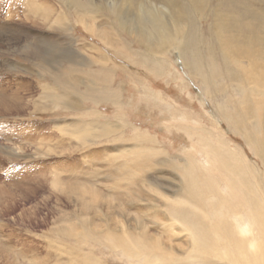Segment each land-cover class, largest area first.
I'll return each mask as SVG.
<instances>
[{
    "label": "rangeland",
    "instance_id": "1",
    "mask_svg": "<svg viewBox=\"0 0 264 264\" xmlns=\"http://www.w3.org/2000/svg\"><path fill=\"white\" fill-rule=\"evenodd\" d=\"M28 1L0 0V264H264V235L258 252L239 250V213L218 204L199 165L208 156L231 170L229 147L258 164L238 173L249 201L239 209L264 227L259 146L207 114L245 109V134L261 128L252 108L237 106L244 92L229 90L236 81L227 84L218 59L203 77L190 73L133 16L117 15L119 0H39L42 11ZM199 19L195 49L205 56L219 46L208 39L209 19ZM180 117L199 121L200 134ZM212 127L223 141L206 134Z\"/></svg>",
    "mask_w": 264,
    "mask_h": 264
},
{
    "label": "bare ground",
    "instance_id": "2",
    "mask_svg": "<svg viewBox=\"0 0 264 264\" xmlns=\"http://www.w3.org/2000/svg\"><path fill=\"white\" fill-rule=\"evenodd\" d=\"M210 1L211 0H119L118 6L116 9V13L123 20L125 17L129 18L130 15L133 16V20L132 19L131 20H132V23L135 24L134 25L135 28L137 30H139L141 32V34L143 36H145V38L148 41H155L154 43H157L156 47L162 46V45H168V47H170L172 50L177 51L176 52V53H178L177 58L181 59V62H183L182 60H185L187 62L186 65H188V67L190 69V73H193L195 75L197 74V75L203 77L202 70L205 67V66L203 67V65H206L205 63L207 61H213L215 59L216 60L218 59L219 62L216 61L217 64H212V63H210V64H212L216 68L221 67L225 70V72L228 76V79H229V80H227L228 81L227 84L230 83V80L236 81L235 89L231 88L229 90H231V92L234 94H237L238 92L239 93L244 92L243 93L244 99L243 100L241 99L240 101H238L237 106L240 107L243 105L244 106L247 105L249 108H252L254 114H256V119L257 118L259 119V123L261 124V128L263 129V131L261 130L260 125L258 124L259 128H260L258 131L259 132L262 131L261 133H259L258 131H253L251 133L252 136L249 134H245L247 129L243 128L244 123L242 126V122L246 120L245 109H241V110L239 109V111H235L233 113H228V112H224V111H221V113L210 111L207 114H209L211 119L215 123L217 122V124H219L220 121L224 120L225 122H227V124L229 126L228 128L234 127L236 133H241L243 135V139L247 145H249L251 142V145L254 143V144H256V146H259L260 154L258 152H256V150H254L255 148L253 149V151H254L253 154L255 157L258 158V162H260V165H261L260 168L262 169V171H264V0H217L215 3L217 5L215 7L209 6ZM28 4H29V8L32 7V9L36 10V11L37 10L42 11L43 7L46 8V6H47L42 1H39V0H37V1L36 0H29ZM82 12H84V11H82ZM88 15H90V13ZM85 17H87V16L85 15ZM58 18H57V21L59 22L60 18L59 19ZM199 18L209 19L208 39H209L211 44L216 42L217 45L219 46L218 51L212 50L209 53H207L205 56L202 55L201 50L200 51L198 50V48H202V46L200 47V46L196 45V47L198 46V48L195 49V44L197 43V41L202 40L201 37H200L201 38L200 40L198 37H196V30L199 27V22H200ZM57 23H56V25L59 24V23L58 24ZM104 28H105V26H104ZM132 28L133 27H131V29ZM199 30H200V27H199ZM205 31H207V29ZM139 35H140V33H139ZM203 52H204V50H203ZM164 53H165V51L162 54H164ZM72 54H74V53H72ZM208 64H209V62H208ZM207 68H206V70H207ZM209 69L212 70L213 68L209 67L208 70ZM255 69H257V74H255V72H254ZM187 70H188V68H187ZM219 70H218V72H219ZM206 72H208V71H206ZM221 72L222 71H220V74H221ZM205 73H204V75H205ZM212 73H213V71H212ZM210 74H211V71H210ZM222 74H224V73H222ZM212 77H214V76H212ZM215 77H217V76H215ZM218 77H220V76H218ZM224 77H225V75H224ZM224 77H223V79H224ZM211 79H213V78H211ZM211 79H210V81H211ZM214 80H213V82L215 83ZM219 80H221V79L217 80L218 83L221 82ZM200 82L202 83V80ZM206 82H207V80H206ZM223 84H225V83H223ZM208 85L210 86V83ZM206 86H207V84H206ZM214 87H216V85ZM227 89H228L227 86L224 85V87L220 88L219 90L226 91ZM211 90H209V92H212ZM204 92H205L204 95L208 94L207 91H204ZM210 94H213V93H210ZM210 94H209V96H210ZM219 94H221V93H219ZM228 94L229 93H227V95ZM243 94H242V96H243ZM214 96L216 97V95H214ZM232 99H234V97ZM238 99L239 98H237V100ZM235 102H236V100H235ZM93 103H97V102H93ZM223 103H224V100H223ZM226 104H228L227 100H226ZM225 105H222V107L221 106H219V107L223 108V106L225 107ZM224 109H227V108H224ZM236 109H238V108H236V104H235V107L233 108V110H236ZM215 114H216V116H215ZM179 120L187 122V124L190 127L189 128L190 130H191V128H193V129H195V132H198V133L202 130V128H200V127L198 128V125L200 123L198 124L199 121H197V120L192 121L187 117H180ZM251 122L253 123V121H251ZM190 123H192V125H190ZM235 125H236V127H235ZM253 125H255V124H253ZM219 131H221V129ZM188 132H190V131H188ZM193 133L194 132L192 131V135H193ZM189 134H191V133H189ZM199 134H197L198 137H199ZM206 134L209 136L213 135V137L218 138L220 141H223L222 138H224L226 136V133H221L220 135H218L217 131L213 127ZM242 135H241V137H242ZM200 138H202L201 135H200ZM193 144H195V143H193ZM190 147H191V145H190ZM248 147H250V145ZM221 148H222V146H221ZM148 152H149V150H148ZM227 152H228L229 158L232 162L231 163L232 164L231 170L229 167H227V166L225 167V165H223V163L219 164V166H216L215 165L216 163L213 162V160H211L212 158L209 159L208 156H205V158H203V162H201L199 165L201 168L204 169V171L207 172L206 177H209L211 179L213 178V180H214V181L213 180H210V181H213L215 183V186L214 185L213 186L216 187L217 192L216 191L215 192L217 194L216 199L218 200L217 201L218 204L222 202V199H224L227 201V202H223L226 207L228 206V207L232 208L233 210H237V212L239 213V214L235 213L236 215L233 216V220H232L233 224L235 225L234 234L237 233L239 241H240V244H238V245H240V247H241L240 249L237 248L236 250L238 251V249H239V250L243 251V249H245L244 251H246L247 253H255V252H258L259 246H260L259 242H261V238L264 235V230H263L264 227H261V218L262 217H260V215H258V213L257 214L255 213L256 217L253 215L254 213L251 215L248 213L245 216L241 215L242 213L239 209V206L241 208V206L242 207L245 206L246 203L248 204L249 201L246 200V203L243 202V200L246 199L244 196V194L246 193L244 186H246V184L243 185V183H245V182H243L244 180L241 181V178H239L238 173L239 174L241 173L243 175L244 173H247V170H249V168H251L254 171H257L258 170L257 168L259 166L256 163H253V164L250 163L247 160L246 156H244L242 149H239L237 147L236 148L229 147L227 149ZM189 153L195 154V155L201 154L200 157L202 156V150H197L194 147L190 148ZM150 154H151V152H150ZM195 157H197V156H195ZM212 163L214 166L212 165ZM234 170L237 172L233 173ZM183 171H182V173H183ZM251 171H248V173L249 172L251 173ZM185 174L187 175V173H185ZM241 174H240V177H242ZM258 175L264 177V175H262L260 173H258ZM183 176H185V175H183ZM250 178H251V176H250ZM253 178H256V177L254 176ZM206 180L209 181L208 179H206ZM257 180H256V182L259 183V181H257ZM209 185H210V183H209ZM259 185H257V187H259ZM255 186L256 185H253L252 187H255ZM198 187H200V186H198ZM249 187H251V186H249ZM252 190H253V188H252ZM255 190H256V188L254 189V193H255ZM260 190L261 189H259V193L262 194V191L260 192ZM244 191H245V193H244ZM215 192L213 191L214 194H215ZM248 192L253 194L252 193L253 191L251 192L250 188H249ZM211 193H212V190H211ZM250 193H249V195H251ZM256 194H258V193H255V195ZM215 197H216V195H215ZM255 197H257V196H255ZM255 197H254V199H255ZM248 198H250V197H248ZM256 199H258V198H256ZM250 200H251V198H250ZM212 201H213V199H212ZM219 201H221V202H219ZM256 202H258V200ZM256 202H255V204H256ZM244 203H245V205H242ZM252 203H254V202H252ZM211 204H212V202L210 203V206L212 208ZM213 204H214V201H213ZM221 205H222V203H221ZM230 208H228V209H230ZM253 209H255V208H253ZM253 209L251 208L250 210H252V212H253ZM255 211H256V209L254 210V212ZM228 213L230 216L231 214H230L229 210H228ZM217 215H218V217L214 216V217H216V221H217V218L219 220L220 219L219 217H221V216L223 217L224 214L223 215L221 214L220 216H219V214H217ZM225 219H226V217H225ZM212 220H215V219H212ZM228 220H229V218H228ZM222 222H221V224H222ZM262 222H263V219H262ZM217 223L218 222H216V225H217ZM223 223L224 224H227V223L230 224V221L226 222L224 220ZM224 224H222V227L224 226ZM228 224H227V226H228ZM233 224L231 226H233ZM219 226H221V225H219ZM199 228H200V226H199ZM214 230H215V228H214ZM224 230L226 232L225 228H224ZM218 231L216 230L215 232L218 233ZM232 233L233 232L231 231L230 235L229 234H227V235H229V237H231V239H233L235 241L237 238L234 239L235 237H232L233 236ZM231 234H232V236H231ZM223 235H224V233H223ZM230 241H232V240H230ZM243 242L247 243L246 245L244 244L247 247L244 248ZM233 243L236 244L237 242H233ZM233 243H232V245H235ZM226 246H228V245H226ZM226 246H224V247H226ZM235 247H238L237 244ZM230 248L228 246V249H230ZM233 249H235V248H233ZM230 253H233V252H230ZM233 263L235 264V261Z\"/></svg>",
    "mask_w": 264,
    "mask_h": 264
}]
</instances>
